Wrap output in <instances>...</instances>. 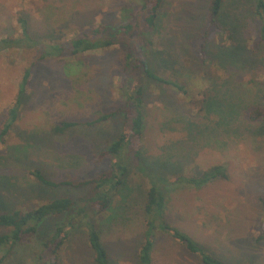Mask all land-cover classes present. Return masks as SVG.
<instances>
[{"label": "rangeland", "instance_id": "1", "mask_svg": "<svg viewBox=\"0 0 264 264\" xmlns=\"http://www.w3.org/2000/svg\"><path fill=\"white\" fill-rule=\"evenodd\" d=\"M209 1H162L152 42L154 48L170 52L169 61L173 63L157 70L163 77L184 80L188 93L178 96L184 103L181 117L159 101L162 95L170 96L167 92L146 102L143 147L146 156L175 152L178 147L187 174L224 164L228 179H218L199 189L186 185L173 188L168 197L167 218L231 264H264V216L260 202L264 196V121L247 119L251 109L263 105L264 85L256 83L264 81V63L260 62L263 49L257 41L259 23L252 0H224L223 17H234V25L240 32L239 42L243 34L252 63L239 71L233 70L232 65L228 70L223 69L218 59L225 58L224 63L231 64L233 57L228 52L232 40H225L222 31L211 28L206 50L201 51ZM139 4V0H0V36L18 37L21 31L17 18L23 16L30 31L43 38H54L51 29L60 28L56 39L64 42L77 28L126 21ZM218 47L227 52L220 51L222 55H218ZM37 49L9 48L0 52V129L17 94L22 72L31 65ZM125 51L123 46L115 45L70 59L71 69L80 70L79 76L70 72L67 77L61 69L62 60L57 58L35 62L19 117L0 140V177L18 188L14 194V186L1 183L0 201L7 200L4 208L0 206L1 211L33 207L54 194L78 198L88 190L87 186L59 190L46 187L49 194L43 193L28 173L30 169L39 168L47 177L58 181L91 178L109 167L110 158L95 162L94 156L116 137L119 117L112 116L92 127L82 122L120 104L118 85L124 79ZM212 52L216 55L209 57ZM227 84L235 90L232 96L218 91ZM161 87L158 83L150 88L158 94L157 88L162 90ZM215 88L217 91L213 93ZM205 91L218 103L210 111L203 103L202 114L200 98ZM239 97L242 101L239 105L245 104L240 115L227 117L224 112L216 111L217 107L222 110L225 107V112L230 106L235 107ZM62 120H74L79 125L62 135L51 134L50 127ZM189 121L200 124L201 128H186ZM209 135L214 136L210 142ZM17 146H21L22 152H18ZM9 153L11 156L5 158ZM18 154L21 156H15ZM132 184L135 187L132 227L113 226L102 235L113 264H137L134 253L143 219L139 191L144 193L149 184L139 173L133 177ZM33 187L36 191L31 192ZM55 221L56 217L50 218L42 226L41 230L48 231L41 240L34 236L16 245L0 264L37 263L40 254L45 256L40 243L49 237ZM5 231L0 227V233ZM156 243L153 264H200L196 256L184 252L166 234L159 235ZM59 264H92L91 250L82 231L77 230L64 245Z\"/></svg>", "mask_w": 264, "mask_h": 264}, {"label": "trees", "instance_id": "2", "mask_svg": "<svg viewBox=\"0 0 264 264\" xmlns=\"http://www.w3.org/2000/svg\"><path fill=\"white\" fill-rule=\"evenodd\" d=\"M162 1L139 0L140 4L135 13L126 21L117 25L112 24V21L111 24L77 28L76 33L64 42L56 39L57 33L61 32L60 28L56 29L54 27L51 29L54 38H47L46 36L43 38L41 35L30 31L28 20L23 16L17 18L21 31L18 37L0 36V52L9 48H17L20 51L22 47H38L31 65L22 72L17 94L7 110V117L0 129V140L8 133L9 128L13 126L19 117L20 109L26 100L32 66L36 61L50 58L60 59L63 62L61 69H63L66 76L70 72L74 76H79L80 70L71 69L73 65H71L70 62L72 61L70 59H75L86 51L109 49L115 45H121L126 49L123 67L124 79L118 85L120 104L112 110L100 113L91 120L82 122L84 126L92 127L112 116L119 117L120 125L116 137H112L109 143L94 156L95 162H100L107 157L110 158L109 167L91 178L58 181L47 177L39 168L30 169L28 173L33 175L35 182L38 183L37 185L42 187L40 190L43 193H46V187L59 190L62 187L79 188L87 186L88 190L78 198L67 194H54L51 198L46 199L47 201L33 207L15 208L11 211L0 210V227L6 229L5 232L0 233V263L16 245L23 241L34 236L39 237L41 240L42 234L48 231L41 230L42 226L50 218L56 217L49 237L40 243L41 251L45 253V256L40 254L37 259L38 262L33 264H59L60 251L77 230L82 231L84 234L86 243L91 250L92 264H113L106 244L102 240V235L110 231L113 226L120 228L121 226L124 228L132 227L134 219L132 216H135L132 211L135 200V187L132 182L135 174L139 173L147 179L149 185L144 193L142 190L139 191L143 219L139 244L134 253L137 264H153L152 253L157 244L156 239L162 234H166L176 241L187 254L196 256L200 264H231L224 257L217 255L188 233L173 225L167 218V202L169 193L173 188L178 185H186L199 189L218 179H228L226 166L222 163L213 164L201 171L187 174L183 168V158L178 152V147L175 148V152H165V154L160 155L146 156L144 151L143 132L146 102L154 95L159 97L162 95L161 92H167L170 96L162 95V98H158L159 101L166 103L167 107L177 117H181L184 115L183 108H181L184 103L178 96H187L188 93L184 80L163 77L159 75L157 70L159 66H163L162 68L165 69L171 65L170 63H173L169 61L171 59L170 52L154 48L152 42V34L157 28L158 13ZM252 3L259 23L257 41L263 49V55L260 58L263 65L264 0H252ZM225 5L224 0L209 1L204 21L205 27L201 34V51L204 53L206 50L209 30L211 28L219 29L224 33L225 40H232L228 52H230L233 60H230L232 63L228 64L224 63L225 58H223L224 60L220 58L218 64L226 70L230 69L228 68L229 65H232L233 70L239 71L244 69L247 63L251 64L252 60L245 46L246 39L243 34H241V43L239 42L240 32L237 30V26L234 25V17L229 15L223 17V7ZM227 31H229V34H227ZM217 49L218 55H222L220 51L227 52V49L221 47ZM244 54H246L245 57ZM215 55L212 52L209 57ZM236 62L241 64V67ZM66 70L68 71L66 72ZM158 83L163 86L161 87L162 90L157 88L158 94H154L155 90L150 87H154ZM256 83L264 85L263 80L256 81ZM215 91H217L216 88L213 93ZM218 91L228 96H232L235 92L230 84L224 85V88H220ZM214 100L215 97L209 95V93L206 94L205 91L200 98L202 104L199 111L202 114L204 113L203 103L207 110H212L213 105L218 103ZM238 100L239 103L235 107L229 104L228 107H230L226 112L224 106V110L217 107L216 111L219 114L224 112L227 117L240 115L241 110L245 108V104L243 103L240 106V97ZM262 104L251 109L248 112L247 119L264 121V96ZM219 105L222 106L220 103ZM77 125H79L77 121L62 120L50 127V133L55 136L62 135ZM187 127L201 128L200 124L191 121L186 123ZM207 137L209 142L214 138L213 135ZM205 145L208 144L205 143ZM20 147L17 146L19 153L22 152ZM9 156H11L10 153L5 158ZM184 160L186 161V159ZM1 183L5 186H14L5 178L0 177V185ZM17 191L18 188L15 187L13 193L15 194ZM30 191L33 192L36 189L33 187ZM46 194H49V192ZM260 202L263 207L262 215L264 216V196L260 198ZM6 203L7 200L0 201V206L4 208Z\"/></svg>", "mask_w": 264, "mask_h": 264}]
</instances>
